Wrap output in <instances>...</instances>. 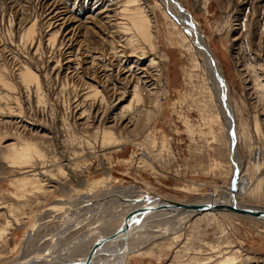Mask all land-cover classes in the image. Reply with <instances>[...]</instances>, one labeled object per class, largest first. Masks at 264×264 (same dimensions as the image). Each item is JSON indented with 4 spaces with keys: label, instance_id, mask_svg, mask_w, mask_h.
<instances>
[{
    "label": "rangeland",
    "instance_id": "374dc122",
    "mask_svg": "<svg viewBox=\"0 0 264 264\" xmlns=\"http://www.w3.org/2000/svg\"><path fill=\"white\" fill-rule=\"evenodd\" d=\"M178 1L197 21L224 74L248 182L256 173L254 156H264V0ZM124 5L141 7L156 37V49L147 55L160 78L153 77L152 91L144 87L138 104L123 94L141 75L124 68L137 57L125 43L134 30L120 12ZM52 7L65 17L64 25L52 21ZM31 25L32 36L25 37ZM194 40L162 0H0V135L10 138L0 141V264L22 263L19 257L44 246L64 220L83 224L57 234V251L93 257L125 222L127 212L116 202L120 194L148 192L180 202L229 195L225 130L213 125L212 137L207 118L215 106L204 76L178 46ZM95 54L100 58L85 59ZM147 58L139 62L146 65ZM24 66L38 77L39 89L21 82ZM88 85L100 92L88 94ZM104 128L114 132L110 141L102 140ZM12 138L35 143L43 157L32 166L11 163L4 144ZM216 161L221 165L215 167ZM27 167L48 173L39 176L43 190L22 195L16 177ZM236 199L264 207V193L249 199L243 192ZM162 210L150 216L138 245L126 248L120 264L211 263L225 255L235 257V264H264L263 221L230 212L175 220ZM12 217L19 225L7 223ZM168 226L173 232L154 236Z\"/></svg>",
    "mask_w": 264,
    "mask_h": 264
},
{
    "label": "bare ground",
    "instance_id": "6f19581e",
    "mask_svg": "<svg viewBox=\"0 0 264 264\" xmlns=\"http://www.w3.org/2000/svg\"><path fill=\"white\" fill-rule=\"evenodd\" d=\"M128 2L132 3V2H136V0H126V3ZM162 5L166 6L170 10V12H172L179 20H181L194 35L195 38L194 42L191 41L189 44H185L183 42L182 43L177 42V43L181 49H183L185 52H187V54H189L190 61L192 63V70L193 71L197 70L201 72L202 75L204 76V80H205L204 82H206L209 98L213 101L215 106V110L211 111L209 113V117L207 118V124L210 127L212 137L215 138V134H214L215 131L213 129V125L222 126L225 130L224 136L229 146V149L231 150L230 161L232 167V178H231V185L229 183L228 186L229 195L206 198L198 202L196 201L180 202L177 200L166 198L164 196H158V195L156 196L148 192L142 194L139 193V195H136L134 197L132 195H131L132 197H130V196H123L122 194H120L122 198L119 201L116 200V202H118L117 207L120 208V210L122 209L125 212L129 213V214L126 213L125 221L131 218L134 212H136L138 208L144 204L151 205L154 207L148 210V212L145 215L140 217L138 215V220L135 221L133 224H131L129 231L125 234V237L121 235H117V236L115 235L112 239V243L108 245V247L107 244H105L101 248L95 250V252H93V257H91L89 261V264H120L123 255L125 254V250H127L126 248H128L129 246L131 248V246L133 247L138 245L139 243L138 235L140 231H142V229L146 226L147 221L151 218L150 216L160 215L161 212L163 211L162 209H166L167 211H169V213H172L173 219L175 220L176 219L181 220L182 218L185 217H190L200 214L208 215V214H216L222 212H230V213L244 215L233 210L220 209V208H211L209 210L202 212L182 210L176 208L172 204H168L169 202H177L188 205L229 203L242 208L245 207L251 209L264 210V207L261 208L257 206H252L250 204H243L238 199H236V196L241 195L243 192H247V196L249 199H257L260 197L262 193H264L263 192L264 191V156L261 157L260 153L254 156L255 157L254 167L256 169V173L254 174L253 178L247 182L246 179L247 170L244 167L245 164L243 165L236 144L237 132L235 131L234 128V113H233L234 108L230 103L229 94L227 91V85L225 82L224 74L220 68L219 62L216 60V57L214 56L212 50L210 49V46L207 43L206 36L203 34L202 30L200 29V26L198 25L193 15L184 6H182L178 0H162ZM122 10H124V14L129 19L130 25L134 30V33L129 34L125 37V43L130 47L132 52L137 53V57H136L137 59L135 58L130 62L128 61L125 64L124 68L125 71H129L130 75L132 76L134 75L137 76L138 73H141L139 77L138 76L136 77L137 80H135L134 83L131 85L132 86L131 91L124 90L123 94L127 92L130 95L129 102L130 103L136 102L138 104V102L142 101L144 87L148 88L147 91H150V89L152 91V89L155 88L156 85L153 82L154 79L153 77L156 76L157 78L158 77L160 78V72L157 69V66L155 65L156 63L154 58L152 56L147 55L149 50L152 51L156 49V37L152 27V22L150 21L148 16L144 13L141 7H139L138 5H134L131 8H128L124 5L120 12H122ZM50 12L52 13L51 18L53 22L56 23L58 22V25L60 26L65 24V17L61 15V13H59L57 7H52ZM33 31H34L33 26L32 25L29 26L25 31L24 34L25 37H31ZM50 38L54 39V37L52 36ZM146 48H148V50H146ZM129 56L131 57L133 55L129 54ZM71 57L73 56L67 57L69 59L66 62V64L71 62V60L73 59V58L71 59ZM145 57H148L146 60L147 61L146 65L139 62V60H142ZM88 58H90L91 61H94L97 58L99 59L100 56L99 54L88 55L85 59ZM68 67L70 68L71 64H68L66 69H69ZM135 67L137 69V72L133 71V68ZM74 69H76V66ZM19 77L21 82L24 83L25 85H28L29 82H32L35 84L36 88L39 89L38 77L28 67L24 66L23 70H19ZM0 80L4 81V78L2 77L1 74H0ZM99 92L100 90L97 88V86L95 85L87 86L88 94L95 95ZM126 106L127 105L122 106V108L120 109V113H122L126 109ZM156 108H159L158 103ZM120 117H122V115H120L119 118ZM254 124L258 131L259 127L256 118ZM133 129H135V127H133ZM113 136H114V132L111 129H105V128L103 129L102 140L110 141ZM9 139L10 138L8 137H2V136L0 137V141H7ZM4 147L6 151L5 156L13 164L32 166L33 160L35 158L41 159L43 157L41 150L38 149L35 143L28 140L22 141L18 138H14V139L12 138L10 142L8 141L7 143L4 144ZM141 156L146 158L145 153H141ZM220 165L221 162H217V161L215 162V167H218ZM36 166L38 167V165ZM27 168L25 170L19 171L17 174H19L20 176L16 177L17 189L19 190V192L21 191L22 195L24 192L27 193V191L33 193L37 191L40 192V190H43L45 183L42 182V179L40 178L42 175L40 176V174L48 173L47 169L44 170L40 169L36 171L35 167L28 169ZM57 169L59 171L62 170L61 166L57 167ZM109 201L114 202L115 198H111ZM3 207L4 205L0 206V208ZM244 216H248V215H244ZM12 219L13 220L11 221V219L9 218L7 223L10 224V222H12L13 225H19L20 221L18 218L12 217ZM255 219L264 222V220L258 218ZM82 224H83L82 219L71 224H68V220H64L61 226L59 227L60 229L58 228L59 229L58 232L47 234L48 237L46 238L48 241L44 246L38 247L30 252H27L26 254H22L21 257L19 258H25V260L19 264H33V263L34 264H76L77 262L84 261L83 259H80L78 257L76 258L73 255L68 254L69 252L68 253L66 252L62 253L61 251H60L61 253L58 252L57 251L58 243L55 242L56 239L54 241V238H56L57 234L65 235L71 232L72 230L82 227L81 226ZM120 226L121 225L119 224L118 227ZM171 228L172 227L168 226L165 230H162V232L159 233L157 232L158 234L154 233V236L156 235L160 236V234L162 233L173 232ZM87 232L89 234V231ZM98 233L97 231L91 230L90 235H96ZM105 248H107L108 250L104 251L106 250ZM135 250H138V248H136ZM237 262L238 261L235 260V257H232L231 255H225L222 256L220 259H218L216 262H211V263L203 262L198 264H235Z\"/></svg>",
    "mask_w": 264,
    "mask_h": 264
},
{
    "label": "water",
    "instance_id": "95a60500",
    "mask_svg": "<svg viewBox=\"0 0 264 264\" xmlns=\"http://www.w3.org/2000/svg\"><path fill=\"white\" fill-rule=\"evenodd\" d=\"M143 200V199H141ZM168 204H172L176 208L182 209V210H189V211H194V212H202L209 210L211 208H220V209H228V210H233L236 212H239L244 215H248L254 218H258L261 220H264V210H258V209H251V208H245V207H238L233 204H227V203H214V204H200V205H188V204H182V203H177V202H169ZM152 207L151 205L144 204L138 208L136 212L132 215L131 218L127 219L116 231V234L114 235H121L125 237V234L129 231L131 224H133L135 221L138 220V215L143 216L145 215L148 210H150ZM94 249V248H93ZM93 251V250H92ZM89 255L84 261L82 262H77L76 264H89L90 257Z\"/></svg>",
    "mask_w": 264,
    "mask_h": 264
}]
</instances>
